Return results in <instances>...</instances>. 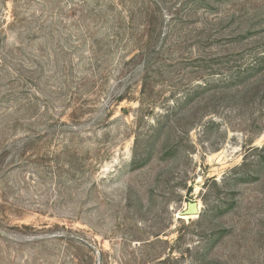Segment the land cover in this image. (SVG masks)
Instances as JSON below:
<instances>
[{"label":"rangeland","instance_id":"obj_1","mask_svg":"<svg viewBox=\"0 0 264 264\" xmlns=\"http://www.w3.org/2000/svg\"><path fill=\"white\" fill-rule=\"evenodd\" d=\"M0 264H264V0H0Z\"/></svg>","mask_w":264,"mask_h":264},{"label":"water","instance_id":"obj_2","mask_svg":"<svg viewBox=\"0 0 264 264\" xmlns=\"http://www.w3.org/2000/svg\"><path fill=\"white\" fill-rule=\"evenodd\" d=\"M200 212V206L197 201L188 202L187 208L179 212V218H185L189 216H197Z\"/></svg>","mask_w":264,"mask_h":264},{"label":"bare ground","instance_id":"obj_3","mask_svg":"<svg viewBox=\"0 0 264 264\" xmlns=\"http://www.w3.org/2000/svg\"><path fill=\"white\" fill-rule=\"evenodd\" d=\"M194 216V215H193Z\"/></svg>","mask_w":264,"mask_h":264}]
</instances>
